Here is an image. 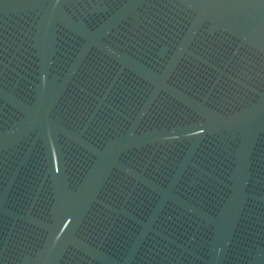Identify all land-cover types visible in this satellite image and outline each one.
Returning a JSON list of instances; mask_svg holds the SVG:
<instances>
[{"label":"water","instance_id":"95a60500","mask_svg":"<svg viewBox=\"0 0 264 264\" xmlns=\"http://www.w3.org/2000/svg\"><path fill=\"white\" fill-rule=\"evenodd\" d=\"M0 264H264V0H0Z\"/></svg>","mask_w":264,"mask_h":264}]
</instances>
